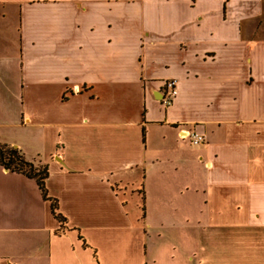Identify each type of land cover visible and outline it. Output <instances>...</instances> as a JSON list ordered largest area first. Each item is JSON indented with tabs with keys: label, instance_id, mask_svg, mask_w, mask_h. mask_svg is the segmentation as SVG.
Listing matches in <instances>:
<instances>
[{
	"label": "crops",
	"instance_id": "obj_1",
	"mask_svg": "<svg viewBox=\"0 0 264 264\" xmlns=\"http://www.w3.org/2000/svg\"><path fill=\"white\" fill-rule=\"evenodd\" d=\"M263 18L264 0H0V144L47 167L65 219L0 166V264H89L137 233L145 264H264Z\"/></svg>",
	"mask_w": 264,
	"mask_h": 264
},
{
	"label": "trees",
	"instance_id": "obj_2",
	"mask_svg": "<svg viewBox=\"0 0 264 264\" xmlns=\"http://www.w3.org/2000/svg\"><path fill=\"white\" fill-rule=\"evenodd\" d=\"M0 166L5 170L20 174L30 180H33L37 186L43 201L50 203L51 212L60 226H63L65 219L58 211L56 200L48 197L46 190V180L48 178V170L45 165H35L25 160L20 151L10 146L0 144Z\"/></svg>",
	"mask_w": 264,
	"mask_h": 264
},
{
	"label": "rangeland",
	"instance_id": "obj_3",
	"mask_svg": "<svg viewBox=\"0 0 264 264\" xmlns=\"http://www.w3.org/2000/svg\"><path fill=\"white\" fill-rule=\"evenodd\" d=\"M21 145L27 150L31 148V143L28 142ZM136 235L135 239L123 235L120 239H114L110 245L107 243L105 249L95 255L97 259H93V253L89 251V264H145L144 247L140 235Z\"/></svg>",
	"mask_w": 264,
	"mask_h": 264
},
{
	"label": "built area",
	"instance_id": "obj_4",
	"mask_svg": "<svg viewBox=\"0 0 264 264\" xmlns=\"http://www.w3.org/2000/svg\"><path fill=\"white\" fill-rule=\"evenodd\" d=\"M177 82L175 80H167L163 84L161 104L165 108L170 107L177 97ZM187 137L190 138L191 143L194 146H198L204 142V138L201 135L195 133H189Z\"/></svg>",
	"mask_w": 264,
	"mask_h": 264
}]
</instances>
